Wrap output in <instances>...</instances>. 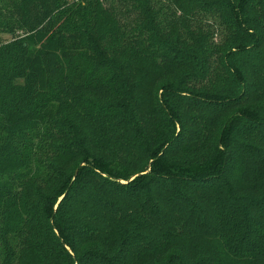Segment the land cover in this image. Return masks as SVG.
Returning <instances> with one entry per match:
<instances>
[{
    "label": "trees",
    "instance_id": "1",
    "mask_svg": "<svg viewBox=\"0 0 264 264\" xmlns=\"http://www.w3.org/2000/svg\"><path fill=\"white\" fill-rule=\"evenodd\" d=\"M123 1L0 0V264H264V0Z\"/></svg>",
    "mask_w": 264,
    "mask_h": 264
},
{
    "label": "rangeland",
    "instance_id": "2",
    "mask_svg": "<svg viewBox=\"0 0 264 264\" xmlns=\"http://www.w3.org/2000/svg\"><path fill=\"white\" fill-rule=\"evenodd\" d=\"M108 4L114 5V9L118 15V17L121 19L122 22L127 23L128 25H133L134 24V18L137 16L135 13H129L127 12V9L131 7L130 3L124 2L123 0H107ZM166 2V0H160V4ZM107 4V5H108ZM165 11L169 12V10L166 8L164 9ZM211 23H214V27L219 23L218 20H215L213 18H207ZM216 41L221 40V29L219 27H216ZM11 34H1L0 35V44L10 42L13 38ZM258 190H261L260 188H257ZM260 192V191H259ZM247 194V193H244ZM254 198V197H253ZM216 207L220 206V201H217L215 203Z\"/></svg>",
    "mask_w": 264,
    "mask_h": 264
}]
</instances>
